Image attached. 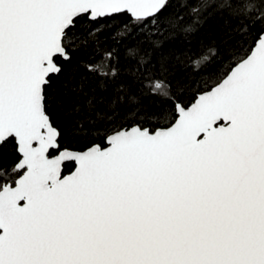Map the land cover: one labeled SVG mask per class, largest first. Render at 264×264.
<instances>
[{"label":"snow or ice","instance_id":"snow-or-ice-1","mask_svg":"<svg viewBox=\"0 0 264 264\" xmlns=\"http://www.w3.org/2000/svg\"><path fill=\"white\" fill-rule=\"evenodd\" d=\"M0 264H264V0H0Z\"/></svg>","mask_w":264,"mask_h":264}]
</instances>
